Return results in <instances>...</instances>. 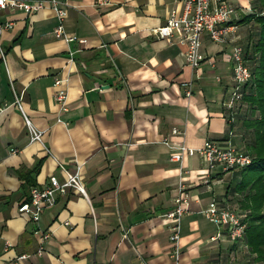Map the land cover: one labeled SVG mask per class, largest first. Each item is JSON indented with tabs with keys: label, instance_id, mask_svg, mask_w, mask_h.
<instances>
[{
	"label": "crops",
	"instance_id": "1",
	"mask_svg": "<svg viewBox=\"0 0 264 264\" xmlns=\"http://www.w3.org/2000/svg\"><path fill=\"white\" fill-rule=\"evenodd\" d=\"M64 1V28L83 42L51 34L49 5L0 6V264L19 253L8 264H174L163 212L181 179L189 207L179 216L178 261L237 264L233 255L245 244L200 211L212 196L237 203V167L209 165L196 150L179 162L168 156L177 144L196 148L204 138L229 136L244 149L249 131L229 120L221 101L231 82L230 45L244 46L252 26L239 34L234 9L225 41L204 35L194 68L182 44L149 31L180 11L181 0ZM55 77L65 108L53 96ZM24 115L41 129L40 140L28 139ZM77 163L86 195L57 193L36 220L17 211L30 184L23 172L41 183ZM36 226L50 231L39 252Z\"/></svg>",
	"mask_w": 264,
	"mask_h": 264
},
{
	"label": "built area",
	"instance_id": "2",
	"mask_svg": "<svg viewBox=\"0 0 264 264\" xmlns=\"http://www.w3.org/2000/svg\"><path fill=\"white\" fill-rule=\"evenodd\" d=\"M107 1L101 0L100 2ZM181 2L180 11L171 9L165 20L156 26L150 27L149 31L157 37L174 38L176 42L182 44L185 61L195 68L204 57L200 49L204 35L216 42L225 41L227 30L229 27H233L230 18L235 5L229 0H181ZM5 5L19 7L25 11H32L41 6L49 5L56 17V21L50 28L52 35L74 43L85 40L84 37L64 28L63 17L66 12V2L64 0H0V6ZM242 7L247 11L251 9L250 4ZM242 49L240 43L234 42L230 45L231 82L227 88V96L221 101L227 110L226 115L229 120L232 119L236 104L240 99L241 85L250 76V69L243 58ZM68 52L71 53V49ZM3 55L4 51L0 46V57L3 58ZM61 81L60 77L53 79V84L56 85L53 96L59 107L65 108V88L59 85ZM188 83L187 88H185L186 94L189 92ZM24 121L27 127L28 139L40 140L41 129L36 128L25 115ZM178 131L179 129L176 126H171V133ZM162 140L167 141L165 136L162 137ZM194 150L209 165L218 164L222 170L242 166L250 158V155L237 147L229 136L219 139L204 138L200 146L196 148L179 143L175 146V150L169 153L168 158L179 162L185 152L190 153ZM61 168L63 171L61 178L50 173L43 182L30 184L27 195L17 203V211L27 214L32 220H36L41 210L54 202L57 193L65 192L71 188L86 195L79 179L80 165L77 163L72 169L63 166ZM203 180L207 181L206 178ZM176 188L177 190L173 195V205L165 210L163 215L170 220L168 239L171 241L170 254L174 259V264H183L178 261L180 251L177 243L179 216L188 209L189 202L186 186L182 179L178 181ZM200 211L205 218L213 223L225 224L226 233L230 239H239L242 235L243 223L240 219V212L220 202L214 196L208 199ZM33 231L36 233L37 239L35 250L39 252L43 249L44 241L49 236L50 231L47 228L37 226L33 228ZM24 255L25 253H19L8 263H14L16 258Z\"/></svg>",
	"mask_w": 264,
	"mask_h": 264
},
{
	"label": "trees",
	"instance_id": "3",
	"mask_svg": "<svg viewBox=\"0 0 264 264\" xmlns=\"http://www.w3.org/2000/svg\"><path fill=\"white\" fill-rule=\"evenodd\" d=\"M251 6V5H250ZM251 17L252 30L242 49L250 76L241 85V96L232 115L249 131L244 145L250 158L237 167L239 179L234 183L237 203H227L242 209V235L239 239L253 253L252 264H264V0H252L250 10L236 21ZM238 147V146H237ZM24 180L32 184L28 171ZM29 184V185H30Z\"/></svg>",
	"mask_w": 264,
	"mask_h": 264
},
{
	"label": "rangeland",
	"instance_id": "4",
	"mask_svg": "<svg viewBox=\"0 0 264 264\" xmlns=\"http://www.w3.org/2000/svg\"><path fill=\"white\" fill-rule=\"evenodd\" d=\"M229 1H231L235 5L236 12H240L239 13V17L243 13H246V11H247L242 6H244L246 4H250L251 7H252V0H229ZM252 20L253 19L251 17H248L247 19H243V20H239V21H236V18H234V20H232V21L236 25V29H238L239 34H240L241 31H243V34H245L246 33V30L248 32L247 26L248 25H251L252 26V23H253ZM239 26H240V29H239ZM238 209L240 210L241 208H239V206H238L237 209H236V211H239ZM240 217H241V215H240ZM246 249H247V247L246 246L244 247L241 244H239V246H237L236 252L233 255V256H235V260H237V264H248L251 261L248 258V256H247V255H249L248 252H247L248 249L247 250Z\"/></svg>",
	"mask_w": 264,
	"mask_h": 264
}]
</instances>
